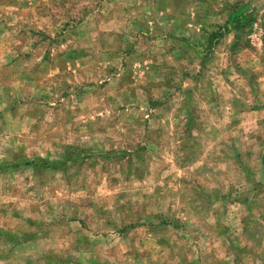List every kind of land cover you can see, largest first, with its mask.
I'll return each instance as SVG.
<instances>
[{
    "label": "rangeland",
    "instance_id": "374dc122",
    "mask_svg": "<svg viewBox=\"0 0 264 264\" xmlns=\"http://www.w3.org/2000/svg\"><path fill=\"white\" fill-rule=\"evenodd\" d=\"M0 264H264V0H0Z\"/></svg>",
    "mask_w": 264,
    "mask_h": 264
}]
</instances>
